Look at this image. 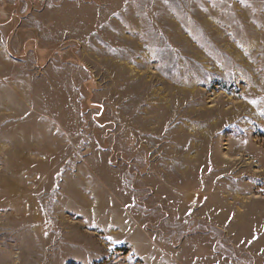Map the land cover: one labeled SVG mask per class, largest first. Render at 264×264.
I'll return each mask as SVG.
<instances>
[{
	"label": "rangeland",
	"instance_id": "1",
	"mask_svg": "<svg viewBox=\"0 0 264 264\" xmlns=\"http://www.w3.org/2000/svg\"><path fill=\"white\" fill-rule=\"evenodd\" d=\"M0 42V264H264V0H0Z\"/></svg>",
	"mask_w": 264,
	"mask_h": 264
},
{
	"label": "crops",
	"instance_id": "2",
	"mask_svg": "<svg viewBox=\"0 0 264 264\" xmlns=\"http://www.w3.org/2000/svg\"><path fill=\"white\" fill-rule=\"evenodd\" d=\"M4 41V40H2ZM0 47H1V42H0ZM51 64L48 65V67L50 66ZM48 67L44 70V72L48 69Z\"/></svg>",
	"mask_w": 264,
	"mask_h": 264
}]
</instances>
